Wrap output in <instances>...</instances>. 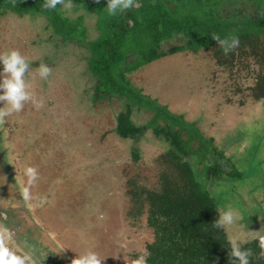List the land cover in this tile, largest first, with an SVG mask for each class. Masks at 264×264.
<instances>
[{
  "label": "rangeland",
  "instance_id": "374dc122",
  "mask_svg": "<svg viewBox=\"0 0 264 264\" xmlns=\"http://www.w3.org/2000/svg\"><path fill=\"white\" fill-rule=\"evenodd\" d=\"M81 15L88 38H96L94 15L68 13L72 19ZM11 50L30 63L25 75L31 99L0 118V237L32 264L63 263L49 259L36 232L21 234L25 227L46 232L71 264L89 251L102 264H133L139 256L146 262L147 246L155 240L150 208L144 195L133 193L161 183L166 165L158 159L168 150L165 137L157 138L148 127L137 140L118 136L123 100L95 98L89 52L75 42L62 43L45 19L0 14V53ZM215 52H180L126 76L160 106L196 123L223 151L215 157L224 182H202L212 184L221 210L238 217L226 232L229 240L242 241L241 247L264 238V99L257 101L254 93L262 65L246 51L221 65ZM40 64L50 67L47 79L36 69ZM6 107L0 103V111ZM152 116L135 110L132 118L144 127Z\"/></svg>",
  "mask_w": 264,
  "mask_h": 264
},
{
  "label": "trees",
  "instance_id": "16d2710c",
  "mask_svg": "<svg viewBox=\"0 0 264 264\" xmlns=\"http://www.w3.org/2000/svg\"><path fill=\"white\" fill-rule=\"evenodd\" d=\"M43 2L0 0V14L43 18L62 43L75 42L86 48L88 67L96 81L95 98L123 100L124 110L117 115V135L137 140L148 127L157 138L164 136L161 140L168 144V150L158 159V163L166 165L161 183L143 194L133 193L146 197L150 208L148 225L155 235L154 242L147 246L146 264H238L229 260L227 230L213 224L219 215L216 209L221 212L225 209H220L212 184L208 187V183L202 182V179L224 182L215 157V154L223 157V151L212 143V138L208 140L200 134L196 123L185 122L182 116L160 106L133 86L126 75L180 52L199 53L215 48L214 58L221 65L233 60L237 52L240 56L250 52L262 65L254 88L257 101H262L264 0H133L132 7L115 15L105 8L108 0H61L55 9L43 7ZM71 11L94 15L98 36L89 39L84 16L72 19L68 16ZM213 36L221 41L237 38L239 43L225 53V46ZM172 42L178 44L163 49ZM135 110L153 115L146 126L135 123L132 118ZM136 151L134 148L133 157L138 161ZM198 151L202 155L196 161ZM200 165L204 166V172L198 170ZM0 243L7 247L1 237ZM258 244L255 240L240 247L247 251L249 264H264ZM20 252L17 255L22 256Z\"/></svg>",
  "mask_w": 264,
  "mask_h": 264
},
{
  "label": "clouds",
  "instance_id": "9594fccd",
  "mask_svg": "<svg viewBox=\"0 0 264 264\" xmlns=\"http://www.w3.org/2000/svg\"><path fill=\"white\" fill-rule=\"evenodd\" d=\"M60 3L61 0H44L43 7L55 9ZM132 6L133 0H108L107 7L105 8L110 15H115L117 12L127 10ZM213 39L218 40L219 44L225 46V53L231 50V48L236 47L239 43L237 38H232L230 41H221L217 36H213ZM29 67V61L26 60L18 50L0 53V103H2L3 106H7L6 110L0 111V118L12 112H19L23 108L24 103L31 99L27 84L28 75H25ZM36 69L39 70L41 78L47 79L50 67L45 64H40ZM216 210L219 215L213 222L215 228L224 229L226 231L228 226L237 222L238 217L231 210L223 212L219 209ZM36 230L37 229L32 228L33 232H36ZM241 242L242 241L238 239L229 240V260H235L238 264H249L247 251H242L240 248ZM259 246L263 252L264 238L260 239ZM0 264H26V259L23 256L12 253L3 243H0ZM72 264H102V260L95 252L89 251L84 255L76 256L72 260ZM133 264H146L144 256L136 258Z\"/></svg>",
  "mask_w": 264,
  "mask_h": 264
},
{
  "label": "water",
  "instance_id": "95a60500",
  "mask_svg": "<svg viewBox=\"0 0 264 264\" xmlns=\"http://www.w3.org/2000/svg\"><path fill=\"white\" fill-rule=\"evenodd\" d=\"M22 212H23V214H24L25 216H27L26 213H24V211H22ZM27 218H28V216H27ZM27 220H28V219H27ZM28 222H29V220H28ZM32 228H33V227H31V228H30V227H25V228H23V230L21 231V232H22L21 234L26 235L27 230H28V229H32ZM37 229H38V230H36V236H37V239L39 240V242H40L41 244H43L44 247L49 248V251H50L51 254H52V258H58V259H61L62 262H63V264H71V263L69 262V260L66 259V257L59 255V254H60L59 250H57V248H56L55 245L53 244L52 240L49 238L48 234H47L46 232H42L39 228H37ZM21 234H20V235H21Z\"/></svg>",
  "mask_w": 264,
  "mask_h": 264
},
{
  "label": "flooded vegetation",
  "instance_id": "af4514ba",
  "mask_svg": "<svg viewBox=\"0 0 264 264\" xmlns=\"http://www.w3.org/2000/svg\"><path fill=\"white\" fill-rule=\"evenodd\" d=\"M32 230V229H31ZM34 238H35V240L37 239V236L36 235H34L33 236ZM26 241L27 242H29L30 241V239H26ZM35 242V241H34ZM30 243V242H29ZM34 246V244L31 242V244H30V246ZM41 246L45 249V250H49V248H47V247H44L43 246V244H41ZM39 248V247H38ZM48 255H50V260H52V261H56V262H62V260L61 259H58V258H52V254H51V252L50 251H48Z\"/></svg>",
  "mask_w": 264,
  "mask_h": 264
}]
</instances>
